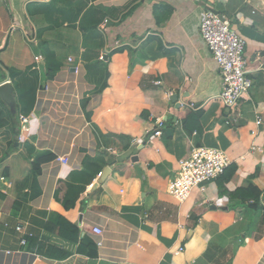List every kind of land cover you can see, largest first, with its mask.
I'll list each match as a JSON object with an SVG mask.
<instances>
[{
  "label": "crops",
  "instance_id": "obj_1",
  "mask_svg": "<svg viewBox=\"0 0 264 264\" xmlns=\"http://www.w3.org/2000/svg\"><path fill=\"white\" fill-rule=\"evenodd\" d=\"M111 1L0 0V84L18 115L12 130L0 99V264H264V0ZM207 10L245 41L252 89L237 109L219 100ZM37 40L60 64L53 78ZM85 47L107 65L98 94ZM8 69L32 86L15 94ZM196 146L230 164L178 204L166 186Z\"/></svg>",
  "mask_w": 264,
  "mask_h": 264
},
{
  "label": "built area",
  "instance_id": "obj_2",
  "mask_svg": "<svg viewBox=\"0 0 264 264\" xmlns=\"http://www.w3.org/2000/svg\"><path fill=\"white\" fill-rule=\"evenodd\" d=\"M102 1L105 4L112 3L111 0ZM107 21L105 19L100 26L105 25ZM199 32L207 50L218 66L221 79L219 100L223 107L237 109L240 101L248 97L252 89V80L249 76L251 73L244 58L245 41L230 27L224 18L211 10L204 13ZM99 58L103 59L101 55ZM75 73H78L77 68H75ZM157 84H160V82H157ZM172 95H177L179 99L180 90L168 93V97ZM178 105L181 108L186 107L181 100ZM189 108L193 109V106L190 105ZM19 120L21 132H27V119L20 117ZM260 122V120L256 121V125H259ZM229 123V121H225L226 125ZM162 127L163 121L158 119L155 122V136L161 135ZM55 162L67 165L69 159L63 156L56 157ZM229 164L230 160L219 149L204 146L192 147L189 155L178 161L177 177L167 183L166 193L178 204H183L190 198L193 191L204 193L207 185L220 178ZM100 176L101 172L98 173L96 178H100ZM92 185L90 184L89 188ZM260 205L264 207L263 199H260ZM16 230L19 231V228H16ZM92 233L101 236L102 231L95 227L92 229ZM97 246H101V241L97 242ZM181 251L182 249H179L176 254Z\"/></svg>",
  "mask_w": 264,
  "mask_h": 264
},
{
  "label": "trees",
  "instance_id": "obj_3",
  "mask_svg": "<svg viewBox=\"0 0 264 264\" xmlns=\"http://www.w3.org/2000/svg\"><path fill=\"white\" fill-rule=\"evenodd\" d=\"M99 5H97L98 7ZM105 20V19H104ZM103 20V21H104ZM102 21V22H103ZM101 24V23H100ZM86 46V45H85ZM37 47L40 51L41 56L47 61V64H49V67H47V76L49 78H53L57 70L59 69L60 64L55 61L54 54L51 52L47 45L43 43L40 40H37ZM88 47V46H86ZM85 47V51L82 53L81 59L83 61V64L85 65L87 71H92L93 72V78L94 81H92L93 84V90L92 94H98L101 93L107 86V76H108V70H107V65L104 63L103 59H100V56H97V54H93V51L91 49H88ZM9 74L11 75V81L15 83L13 86L14 92L16 94L22 92V88H29L32 85H30V81H32L28 77H24L20 83L15 82V77L17 76V73L23 76V72L13 70V69H8ZM27 73L32 75L33 73L30 71V69H27ZM26 78L28 80H26ZM16 88H20V91H15ZM9 114V113H8ZM9 118L11 120L10 126L12 127V130L14 129L15 123L18 120V115L15 117H12L9 114ZM27 131L26 133H28ZM4 158V156H0V161ZM56 158H54L55 160ZM99 172L96 173L95 177H97Z\"/></svg>",
  "mask_w": 264,
  "mask_h": 264
},
{
  "label": "water",
  "instance_id": "obj_4",
  "mask_svg": "<svg viewBox=\"0 0 264 264\" xmlns=\"http://www.w3.org/2000/svg\"><path fill=\"white\" fill-rule=\"evenodd\" d=\"M0 99L9 109L10 114L12 116H16L17 115V105H16L14 94H13V90L11 88L9 81H4L3 83L0 84ZM176 100H177V95H172V101L176 102ZM109 172H110L109 167H106L104 171L101 172L99 181L97 183H94L90 189H92V191L97 189L99 184L105 179V177L107 176ZM249 207L255 208L256 204H251L249 205Z\"/></svg>",
  "mask_w": 264,
  "mask_h": 264
}]
</instances>
